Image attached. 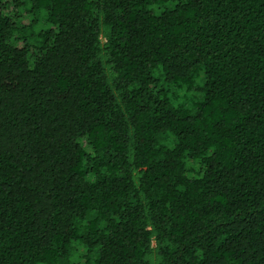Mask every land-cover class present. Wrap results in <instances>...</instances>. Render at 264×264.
Returning <instances> with one entry per match:
<instances>
[{"label":"trees","instance_id":"16d2710c","mask_svg":"<svg viewBox=\"0 0 264 264\" xmlns=\"http://www.w3.org/2000/svg\"><path fill=\"white\" fill-rule=\"evenodd\" d=\"M0 264H264V0H0Z\"/></svg>","mask_w":264,"mask_h":264},{"label":"rangeland","instance_id":"374dc122","mask_svg":"<svg viewBox=\"0 0 264 264\" xmlns=\"http://www.w3.org/2000/svg\"><path fill=\"white\" fill-rule=\"evenodd\" d=\"M11 12L14 13L13 10H11ZM16 15L18 17V23L27 24L30 22L31 16L25 12V9L23 7L18 9ZM16 45H18L19 47L23 46L20 42H16Z\"/></svg>","mask_w":264,"mask_h":264}]
</instances>
